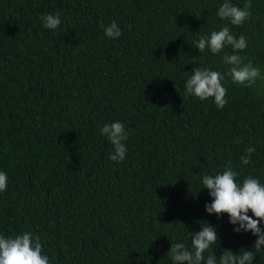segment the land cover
Returning <instances> with one entry per match:
<instances>
[{"label": "trees", "instance_id": "obj_1", "mask_svg": "<svg viewBox=\"0 0 264 264\" xmlns=\"http://www.w3.org/2000/svg\"><path fill=\"white\" fill-rule=\"evenodd\" d=\"M220 2L0 0V232L37 233L53 264H171L170 241H189L201 218L217 227V254L251 248L255 238L232 231L227 214L205 212L198 181L226 162L264 181V81L258 92L226 77L223 108L184 98L194 66L227 67L193 45L227 23ZM54 12L55 31L39 19ZM250 12L229 27L264 68V0ZM111 21L115 39L101 27ZM114 120L130 130L119 163L99 132ZM249 144L256 151L241 164ZM253 259L264 264V252Z\"/></svg>", "mask_w": 264, "mask_h": 264}, {"label": "clouds", "instance_id": "obj_2", "mask_svg": "<svg viewBox=\"0 0 264 264\" xmlns=\"http://www.w3.org/2000/svg\"><path fill=\"white\" fill-rule=\"evenodd\" d=\"M251 2L244 0L241 7L233 0H221L215 15L227 23L200 34L193 45L200 53L207 49L212 54H221L220 62L227 67L221 71L208 66H194L183 82L184 98L194 96L201 101L212 98L217 108H223L227 103L226 77L247 88L264 81V68L241 54L248 47L246 36L235 34L229 27L241 25L249 19ZM39 19L44 28L53 31L62 23L59 12L41 14ZM101 27L109 38L115 39L121 35L116 21ZM257 91H260V86H257ZM129 131L120 120L100 126V134L107 138L113 148L109 153L111 161L119 163L125 159L128 151L125 141ZM255 151L254 145H247L240 155V163L248 164ZM240 177L236 167L226 162L220 170L201 173L198 191L207 190L209 199L204 202L205 212L215 213L217 217L227 214L232 231L249 233L255 238L251 248L241 246L234 251L222 247L217 254L214 251V245L218 243L217 227L201 218L197 220L202 225L199 230H189V241H170L166 252L171 264H254V256L264 252V181L253 174ZM7 184L8 174L0 169V192L6 190ZM0 264H53V261L44 250L41 237L31 230H22L13 234L0 232Z\"/></svg>", "mask_w": 264, "mask_h": 264}]
</instances>
